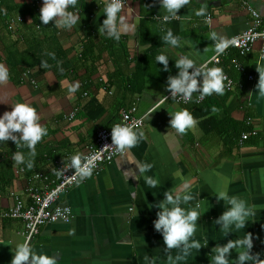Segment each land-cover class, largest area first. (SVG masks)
<instances>
[{
	"label": "crops",
	"instance_id": "obj_1",
	"mask_svg": "<svg viewBox=\"0 0 264 264\" xmlns=\"http://www.w3.org/2000/svg\"><path fill=\"white\" fill-rule=\"evenodd\" d=\"M126 1L122 14L130 28L121 33L118 41L99 32L108 0H77L69 10L80 19L70 29L54 24V20L43 24L39 15L44 0H3L0 4V64L10 73L9 80L0 84V116L12 110L13 104L27 102L37 109L41 124L48 129L36 145L32 168L13 161L15 151L27 155V146L17 147L10 139L0 142V163L9 160L8 166L0 167V173H10L11 164L13 171L11 184L0 187V264H11L17 246L25 243L22 221L4 213L13 207L18 194L25 195L27 177L37 170L52 173L59 163L77 154L82 156L97 131L111 126L120 110L136 100L139 113L147 115L145 125L138 130L144 137L104 165L99 174L61 195L59 203L72 206L73 220L45 224L29 243L31 247L38 254L54 255L57 264H147L146 254L155 258V264H169L168 255L175 257L180 249L165 251L162 233L153 223L160 210L156 205L164 192H175L188 181L195 199L183 206L195 207L197 202L201 206L193 239L202 245L205 240L209 243L201 249L193 248L178 264H211L214 246L243 238L248 232L253 234L252 254L260 253L264 260V96L256 87L260 75L257 67L264 69L260 42L248 55L231 48L224 57V69L244 87L236 86L230 91L225 86L223 95H210L204 110L214 107L215 120L206 127L201 125L204 116L201 120L194 116L197 124L185 133L171 127L170 113L187 108L193 114L198 93H193L187 104L165 99L171 91L165 78L173 74L164 70L156 57L145 67L149 75L136 84L139 90H133L129 82L137 71L138 60L153 46H157V54L166 52L174 66L175 59L181 56L192 58L197 66L203 65L217 53V39L229 40L245 30L251 13L240 0H189L177 16L165 21L163 17L171 14L160 0ZM249 1L264 23V0ZM200 8L205 9V14L198 16L196 10ZM209 13L211 21H207ZM87 20L94 41L87 43V54L83 56L88 42ZM168 29L180 37L179 46L164 41ZM60 55L63 56L52 67L28 64ZM236 61L243 63L244 72L235 69ZM175 68L176 75L179 70ZM249 74L254 75L252 80ZM77 82L79 88L71 92ZM93 99L95 103L91 105ZM76 107L79 111L69 119ZM249 117L252 125L247 123ZM252 128L256 133L241 142L243 133ZM143 163L153 167L140 172L138 166ZM21 167L25 173H17ZM145 176L159 183L151 188ZM224 190L244 199L255 212L245 228L233 226L231 233H225L215 222L227 207L223 199L217 198ZM239 251L232 250L230 264H235Z\"/></svg>",
	"mask_w": 264,
	"mask_h": 264
},
{
	"label": "clouds",
	"instance_id": "obj_2",
	"mask_svg": "<svg viewBox=\"0 0 264 264\" xmlns=\"http://www.w3.org/2000/svg\"><path fill=\"white\" fill-rule=\"evenodd\" d=\"M161 5L167 9L168 13L163 19L169 20L172 16L178 15V10L189 3V0H160ZM77 0H44L40 11L39 18L43 24H48L54 20V24L70 29L76 25L80 17L70 7H75ZM124 0H108L104 7L106 18L103 20L99 28L100 33H106L115 40H120L121 33L129 30L130 25L127 23L125 15L122 14ZM205 9L196 10V15H204ZM55 18V19H54ZM214 39L217 34L212 33ZM164 41L171 46L180 45V37L173 34L172 29H168L163 36ZM231 41L220 37L217 39V52H223ZM55 56V53H49ZM157 62L163 63L164 70L168 69L169 56L166 52H161L156 56ZM47 64L46 61H42ZM175 66L178 68V74L168 77L167 88L171 90L173 98L179 97L184 103H188L193 99V93H199L196 97L197 102L205 96L217 93L223 95L225 91L224 80L226 76L221 67L204 68L197 66L195 61L188 56H181L175 59ZM259 82L256 85L261 96H264V69L259 67ZM193 69L192 71H189ZM10 78L8 67L0 64V84L6 83ZM79 88V82L72 85L71 92H75ZM171 127L180 133H185L189 128L197 124V119L187 108L170 113ZM48 129L40 122V115L37 109L27 102H19L13 104L12 110L5 111L0 116V142L14 141L19 146H27L29 152L27 155L20 151L13 153L14 164H26L28 168L34 166V157L36 155V145L47 135ZM144 137L143 131H136L127 125L117 124L112 128V140L114 145L121 153H125L128 149L135 146L139 140ZM131 159V157H129ZM95 156L85 158V162H81L79 154L71 157L72 167L81 179L90 177L95 167ZM140 172H147L153 165L151 163H143L139 166ZM138 179V177H135ZM145 181L151 188H155L159 181L152 176H145ZM218 199H223L227 205L226 210L215 219L216 224L225 233H231L233 226L235 229L245 228L248 224V218L255 215V212L247 202L236 196L229 195L226 190L220 191ZM195 199L190 191V182L185 181L180 189L175 192H164V198L156 205L160 210L157 212V219L154 220L155 229L162 233L165 251L173 248L180 249V253L173 257L168 255L169 264H178V261L185 259L193 248L201 249L208 245L205 240L204 245L197 239H193L198 220L201 217L200 203L197 202L195 207L186 208L183 205ZM253 234L248 232L243 238L230 239L227 243L217 244L213 247L211 264H230L229 257L232 250L239 248L238 256L235 258V264H244L245 261H251L252 264H264V260L260 259V253L252 254ZM11 264H57V258L49 256L45 253H37L28 242L17 246ZM147 264H155V258H149L146 254L144 257Z\"/></svg>",
	"mask_w": 264,
	"mask_h": 264
},
{
	"label": "built area",
	"instance_id": "obj_3",
	"mask_svg": "<svg viewBox=\"0 0 264 264\" xmlns=\"http://www.w3.org/2000/svg\"><path fill=\"white\" fill-rule=\"evenodd\" d=\"M2 1L0 0V4H2ZM240 1L251 13V21L248 27L239 34L232 36L229 39L231 42L223 52H217L201 65L205 69L216 66L221 67L226 76L224 80L226 89L230 91L234 90L236 86L244 87L240 81L230 75L223 67V59L231 48H236L241 55L245 56L253 51L257 42H260L261 58L264 59V23L262 15L249 0ZM126 4L127 1L124 0V6ZM211 16V13L207 15V21H211ZM21 19L22 17L20 16L19 20ZM234 67L239 72L245 71L244 65L240 61H236ZM248 77L252 80L254 75L249 74ZM168 98H173L171 91L165 97V99ZM173 99L179 103L187 104L179 99V97ZM203 99L199 100V102ZM78 111L79 108L76 107L70 113L69 119L74 118ZM146 117V114L142 115L139 113V102L136 100L130 107H125L120 110L118 117L111 126L101 127L97 131L94 142L88 146L86 152L81 156L82 163L85 162V158L96 157L92 175L99 174L104 165L124 154L117 149L116 145L112 144V128L120 124L130 126L138 131L145 125ZM252 122L253 119L249 117L247 123L252 125ZM254 133H256L255 128L245 131L242 135L241 142L247 140ZM25 172L26 169L24 167L17 169V173L21 174ZM88 178H80L76 169L72 167L71 160L59 163L52 173L38 170L34 171L27 177L25 195L18 194L15 204L4 215L22 221V233L25 237V242L30 243L40 233L42 226L45 224L58 221L71 222L73 220L74 210L72 206L60 204L59 198Z\"/></svg>",
	"mask_w": 264,
	"mask_h": 264
},
{
	"label": "trees",
	"instance_id": "obj_4",
	"mask_svg": "<svg viewBox=\"0 0 264 264\" xmlns=\"http://www.w3.org/2000/svg\"><path fill=\"white\" fill-rule=\"evenodd\" d=\"M91 13H94V11H92ZM85 24H86L85 32H86V38H87L86 41L88 40V42H85V44H84V50H83V53H82L83 56H86V54H87V48H88L87 43H90V42L92 43V41H94L93 33L91 32V27H90V24H88V20L86 21ZM156 50H157V46H155V47L153 46V48H151V50H149V52L145 55V57H143L142 59L138 60V62H137V71L134 74L133 78H131V80H129L130 85L132 86V89L133 90H139L140 88H137L136 87V84L138 86V83L141 82V80L144 78V76L149 75L148 69L146 70L145 67L148 68L147 65H149L148 63L150 62V60L155 61L154 58L158 55ZM62 56L61 55H60V57L57 56L56 59L55 58H52L50 60H47L46 59L47 64H45V66H49V67L54 66L59 61V59ZM155 63H157V62H155ZM13 64L15 65V67L18 66V63L17 62H15ZM28 64H29V66H33L35 64H41L42 65L43 63L42 62L39 63L38 62V59H36L33 62L28 63ZM168 69H169L170 72H172L173 75H175V73H176L175 72L176 71L175 69L176 68H175V66L173 64L169 63ZM169 76L170 75L166 76L165 81L168 82V77ZM197 97H198V94H197ZM209 100H210V95L205 96L202 101H200V102H198L196 104V107L193 110V114H194V116L196 118H198V120H201V118H203V116H204V118H206L205 120H202L201 121V125L202 126H205V127H206V124H214V120H215V118L212 115V112H213L214 107H209L208 110H204L205 107H206V105H208ZM94 103H95V100L93 99L90 104L92 105ZM99 109L101 111H103V108L102 107H99ZM207 116H210V117L208 118ZM229 121H230V119H229ZM219 130L222 131V129H219ZM8 164H9V160L8 159H5V160H3L0 163V167H6V166H8ZM8 170H10V173L12 172V174H13L12 164H11L10 169H8ZM5 172H4V174H1L0 173V187H2L3 185H10L11 182H12V180H13L12 174H10L8 172L5 173Z\"/></svg>",
	"mask_w": 264,
	"mask_h": 264
},
{
	"label": "water",
	"instance_id": "obj_5",
	"mask_svg": "<svg viewBox=\"0 0 264 264\" xmlns=\"http://www.w3.org/2000/svg\"><path fill=\"white\" fill-rule=\"evenodd\" d=\"M211 4H214V5H216V2H211Z\"/></svg>",
	"mask_w": 264,
	"mask_h": 264
}]
</instances>
